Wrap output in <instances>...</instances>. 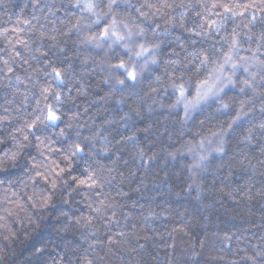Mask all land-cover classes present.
Instances as JSON below:
<instances>
[{"label":"trees","instance_id":"obj_1","mask_svg":"<svg viewBox=\"0 0 264 264\" xmlns=\"http://www.w3.org/2000/svg\"><path fill=\"white\" fill-rule=\"evenodd\" d=\"M85 1L0 0V264H264V0Z\"/></svg>","mask_w":264,"mask_h":264},{"label":"rangeland","instance_id":"obj_2","mask_svg":"<svg viewBox=\"0 0 264 264\" xmlns=\"http://www.w3.org/2000/svg\"><path fill=\"white\" fill-rule=\"evenodd\" d=\"M84 2H86L85 0H83ZM220 81L219 80H216V83H217V86L218 85H220V86H223L224 85V83H222L225 79H227L226 78V76L224 75V76H222V75H220ZM202 87H206L204 90H202L201 91V93H200V95L202 96V97H204V96H206L207 94H209L210 93V88H212L211 86H202ZM50 119H52V118H50Z\"/></svg>","mask_w":264,"mask_h":264}]
</instances>
